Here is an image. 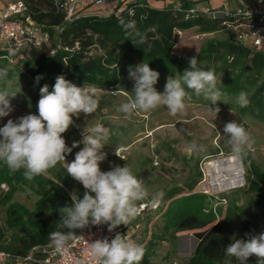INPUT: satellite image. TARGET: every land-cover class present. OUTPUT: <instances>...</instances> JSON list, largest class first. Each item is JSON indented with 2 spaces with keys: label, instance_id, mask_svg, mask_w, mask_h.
Masks as SVG:
<instances>
[{
  "label": "trees",
  "instance_id": "1",
  "mask_svg": "<svg viewBox=\"0 0 264 264\" xmlns=\"http://www.w3.org/2000/svg\"><path fill=\"white\" fill-rule=\"evenodd\" d=\"M27 1L32 19L42 30L50 33V39L40 47L24 45L13 51L0 47V60L23 62L28 76L38 87L47 84L50 91L56 78L62 75L74 84H94L96 87L113 89L135 60L173 75L189 68V59L172 61L169 57L176 31L196 28L200 34H209L224 30L227 35L224 41L208 40L199 49L195 55L198 65L218 62L219 70L224 74L222 85L225 92L239 94L244 91L248 94L250 103L247 107L239 106L240 113L264 120V79L261 77L264 72V51H255L251 43L243 44L238 39L239 32L225 24L232 18L216 16L184 20L174 7L153 8L142 0L126 5L121 10L120 19L113 12L107 15L81 14L87 4L76 12L72 22L65 23L64 13L52 0ZM116 1L120 5L121 0ZM181 6L188 8L187 2ZM121 21L134 23L135 31L125 29ZM55 27L61 28L58 35L53 32ZM136 32L145 37L144 44L138 43ZM89 52L92 54L88 55ZM38 76L42 78L37 82ZM241 160L245 169L243 192L248 195L258 215H246L239 228H233L238 215L229 207L224 214L222 210L217 214L211 210L204 213V196L194 193V186H189L187 194L179 197V189L170 191L163 199L164 203L159 205L161 216L166 218V230L173 228L176 233H190L197 240L185 264H224V249L234 236L243 239L246 238L245 234H256L259 225L264 227V171L252 162L249 155ZM23 171L13 173L5 164H0V184L9 186L8 194L0 196V202H7L15 186L28 181ZM63 173L67 175L66 167ZM58 180L53 182L42 175L34 177L31 182L38 184L40 190L36 191L39 198L33 210L17 206H10L6 210L4 226H0V250L24 255L34 246L49 243L50 232L67 231L60 225L59 209L70 206L72 201L61 189L64 179L58 176ZM45 187H49V190ZM216 216L219 217L216 219ZM85 230L77 229L76 234ZM141 264H150L148 252H145ZM233 264L238 262L233 259Z\"/></svg>",
  "mask_w": 264,
  "mask_h": 264
},
{
  "label": "clouds",
  "instance_id": "2",
  "mask_svg": "<svg viewBox=\"0 0 264 264\" xmlns=\"http://www.w3.org/2000/svg\"><path fill=\"white\" fill-rule=\"evenodd\" d=\"M121 23L125 29L135 31L134 23ZM136 35L139 44L146 42L139 32ZM129 76L134 81L133 92L117 108L126 118L141 112L149 113L160 107H165L175 117L185 113L192 94L210 101L208 111L215 117L220 108L213 106L218 102L227 105V96L218 87V84H222L221 77L214 70L199 67L197 56L189 59V68L179 78H167L162 93L155 87L160 74L150 68L149 63L142 62L134 68L130 66ZM6 77L7 70L0 69V80ZM41 78L38 76L37 82ZM19 91L21 88H0V118L14 111L11 101L19 95ZM114 94L118 95L119 90ZM100 101L101 90L94 84L85 83L80 87L61 75L56 78L51 91L47 84L40 88L38 115L29 113L15 121L9 119L0 127V162L10 171L14 173L23 169L24 177L31 181L36 176L47 175L49 169L59 163L65 165L67 175L85 189L83 198L73 191L70 194L72 204L59 209L60 225L67 231H52L48 234L55 254L64 255L68 252L71 242L78 236L77 229L83 230L89 225H107L108 231L113 232L120 225L127 226L137 218L143 206L141 202L149 195L146 181L128 163L116 165L106 172L101 170L100 164L107 155L103 149L115 134L110 127L103 123L90 127L87 124L81 132L80 141H74L71 146L66 143L63 134L74 125L73 117L93 115ZM236 102L242 108L247 107L250 103L248 94L241 91ZM223 133L228 138L233 156L242 159L253 149L255 140L242 123L236 120L227 122ZM80 145L83 147L68 162L66 156ZM190 148L193 153L204 151V146L195 142ZM115 155L121 158L117 150ZM164 195L163 191L153 193L147 206L157 208ZM245 236L243 239L234 236L225 247L224 264H233V259L238 264H248L249 258L253 256L256 257V264H264V232ZM89 250L98 264H141L146 251L142 244L120 233H116L111 240L105 237L89 243Z\"/></svg>",
  "mask_w": 264,
  "mask_h": 264
},
{
  "label": "rangeland",
  "instance_id": "3",
  "mask_svg": "<svg viewBox=\"0 0 264 264\" xmlns=\"http://www.w3.org/2000/svg\"><path fill=\"white\" fill-rule=\"evenodd\" d=\"M122 2V6H126L133 0H123ZM233 3H235L234 0ZM233 3L228 7L233 8L235 5ZM4 5L5 0H0V8ZM85 9L87 11L83 12L84 14L107 15L111 13L107 4L97 9L91 2ZM226 38L224 30L200 34L196 28H192L179 34L174 33V47L169 53V57L172 61L190 59L199 52L206 41H224ZM261 51H264V48ZM138 64L140 62L135 60L131 67L134 68ZM198 66L205 70H214L216 75L221 77V80L223 79L224 74L219 70L218 62L200 63ZM129 67L127 68L128 72L120 78L116 88L97 87L101 90V101L96 113L88 117H85L84 114L73 117L74 125L63 134L68 146H71L74 141L82 139L81 132L87 124L90 127L96 123H103L113 129L115 134L109 141V145L103 149L107 155L100 164L101 170L106 172L116 165L124 166L128 163L134 172L146 181L149 195L145 201H148L151 195L157 191H163L164 198L174 189L181 191L178 197L186 195L187 188L194 186L193 192L204 196L202 200L203 208L206 209L204 213L211 210L217 214L219 210H222L224 214V210L229 207L234 214L238 215V219L233 224L234 229L241 226L246 215L254 213L257 216L258 211L249 202L248 195L243 192L245 169L242 160L233 156L227 142L228 138L223 136V128L227 122L234 120L245 126L255 140L253 149L248 155L252 158V162L264 171V120L254 119L248 113H240L239 105L236 102L238 94L225 92L222 84H218V87L227 96V105L218 102L213 106L220 108L216 117L208 111L210 101L205 100L203 96L198 97L192 94L185 113L175 117L171 116L165 107H160L149 113L141 112L126 118L124 114L117 111V108L126 102L133 92L134 81L130 79ZM0 69L7 70V77L0 80V88L14 90L21 88L19 95L11 101L14 111L9 116L0 118V127H3L9 119L15 121L29 113L38 115L37 104L40 98V87L28 76L23 62L0 60ZM155 71L160 74L155 87L161 93L164 91L168 77L179 78L184 72L182 70L170 75L163 70ZM8 73L10 74L8 75ZM235 73L238 72L235 71ZM261 77L264 79V72L261 73ZM117 90H119L118 95L114 94ZM193 142L203 145L204 151L193 153L190 148ZM82 147L83 145L74 148L69 154V159L73 160L75 153ZM116 150L122 159L115 155ZM230 156L233 157L236 166L241 170L242 176L239 183L235 187L226 188L224 182L217 181L214 186L207 175L208 165L217 159ZM0 164L4 163L0 162ZM63 166L58 163L49 169L47 175L42 176L53 182L59 181L58 176L62 177L65 183L61 185V189L66 195L71 199L70 194L75 191L80 198H83L85 190H81L69 176L63 173L65 167ZM8 189L7 184L1 183L0 196L7 195ZM38 189L39 185L29 180L25 184L16 185L10 199L5 203L0 202V226H4L6 210L10 206L32 211L39 198L36 192ZM45 189L49 190V187H45ZM163 201L161 203H164ZM165 203H169V201H165ZM161 212L162 209H157L154 213L146 214L140 222V227L133 240L145 247V252L149 254L150 264H185L193 253L197 240L190 233H176L173 228L166 230L164 228L166 218L161 216ZM218 217L216 216V219ZM261 232H264V227L259 225L256 234ZM7 237H10L9 231ZM248 264H256V257L249 258Z\"/></svg>",
  "mask_w": 264,
  "mask_h": 264
},
{
  "label": "built area",
  "instance_id": "4",
  "mask_svg": "<svg viewBox=\"0 0 264 264\" xmlns=\"http://www.w3.org/2000/svg\"><path fill=\"white\" fill-rule=\"evenodd\" d=\"M52 1L64 13L63 20L65 23L72 22L76 18V12L82 10L86 2V0ZM108 1L92 0L91 2L95 7H101ZM234 4L233 8L225 5L219 9L198 6L182 8L181 4L174 8L177 13L182 14L184 20L198 17H230L232 21L225 24L233 31L239 32L238 39L243 44L251 43L255 51L261 50L264 48V0H235ZM113 14L117 19L121 18V11H115ZM53 32L58 35L61 32V28L55 27ZM175 33L179 34L180 32L176 31ZM49 39L50 33L42 30L32 19L27 0H5V5L0 8V47L8 51L20 49L24 45L40 47L42 44H47ZM91 54V52L88 53V55ZM66 159L68 162L72 161V159H69V154ZM71 179L81 189L85 190L82 184L75 181L72 177ZM141 204L143 206L140 208L137 218L132 220L127 226H118L113 232L108 231L107 225H89L84 232L71 242L68 252L64 255L55 254L49 242L32 247L24 255L0 250V264H98V261L91 257L89 243L105 237L111 240L116 233L127 235L133 240L145 215L154 213L159 207L150 208L147 206L148 201L145 200Z\"/></svg>",
  "mask_w": 264,
  "mask_h": 264
},
{
  "label": "crops",
  "instance_id": "5",
  "mask_svg": "<svg viewBox=\"0 0 264 264\" xmlns=\"http://www.w3.org/2000/svg\"><path fill=\"white\" fill-rule=\"evenodd\" d=\"M122 1L123 0H121L120 5H118V2L116 0H109L105 4L108 5V9H110V11L112 13L115 11H121L125 7V6H122L123 5ZM140 1H142V0H133L132 3L140 2ZM183 2H187L188 8L193 7V6L199 7V5H201L204 8L219 9L225 5L226 6L231 5V3H233V0H144L143 1V3L147 4V6L153 7V8H158V9H163L165 7H176L179 4H183ZM89 3H91V0H86L85 5H87ZM104 5H102V6H104ZM101 7H96V8L99 9ZM85 8H84L83 12L87 11V9H85ZM88 14H94V13H88Z\"/></svg>",
  "mask_w": 264,
  "mask_h": 264
},
{
  "label": "bare ground",
  "instance_id": "6",
  "mask_svg": "<svg viewBox=\"0 0 264 264\" xmlns=\"http://www.w3.org/2000/svg\"><path fill=\"white\" fill-rule=\"evenodd\" d=\"M207 175L211 180V184L216 186L217 181H222L225 183L226 188L235 187L242 176L241 170L236 166V163L231 156L211 162L208 165Z\"/></svg>",
  "mask_w": 264,
  "mask_h": 264
}]
</instances>
